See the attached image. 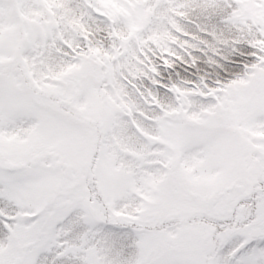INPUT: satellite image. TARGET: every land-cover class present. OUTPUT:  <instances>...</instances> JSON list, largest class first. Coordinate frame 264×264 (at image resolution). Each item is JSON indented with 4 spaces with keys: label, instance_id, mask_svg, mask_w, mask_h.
<instances>
[{
    "label": "snow or ice",
    "instance_id": "obj_1",
    "mask_svg": "<svg viewBox=\"0 0 264 264\" xmlns=\"http://www.w3.org/2000/svg\"><path fill=\"white\" fill-rule=\"evenodd\" d=\"M0 264H264V0H0Z\"/></svg>",
    "mask_w": 264,
    "mask_h": 264
}]
</instances>
